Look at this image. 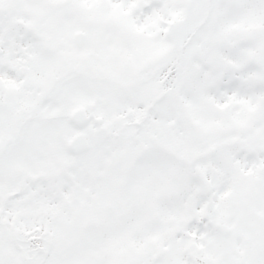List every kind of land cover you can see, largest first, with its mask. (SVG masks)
Instances as JSON below:
<instances>
[{
  "label": "snow or ice",
  "instance_id": "obj_1",
  "mask_svg": "<svg viewBox=\"0 0 264 264\" xmlns=\"http://www.w3.org/2000/svg\"><path fill=\"white\" fill-rule=\"evenodd\" d=\"M0 264H264V0H0Z\"/></svg>",
  "mask_w": 264,
  "mask_h": 264
}]
</instances>
